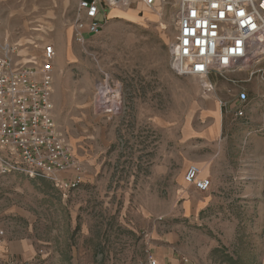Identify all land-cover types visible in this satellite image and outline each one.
<instances>
[{"label":"rangeland","instance_id":"374dc122","mask_svg":"<svg viewBox=\"0 0 264 264\" xmlns=\"http://www.w3.org/2000/svg\"><path fill=\"white\" fill-rule=\"evenodd\" d=\"M135 3L104 5L108 23L81 44L78 0H0V42L17 44L19 59L52 45L65 62L54 67V116L79 167L65 176L81 179L65 193L0 173V264H158L166 251L182 264H264V98L240 119L228 113L231 94L219 99L223 155L203 210L185 182L189 167L203 169V88L170 66L179 0ZM101 89L117 115L99 109Z\"/></svg>","mask_w":264,"mask_h":264},{"label":"built area","instance_id":"2783aa9c","mask_svg":"<svg viewBox=\"0 0 264 264\" xmlns=\"http://www.w3.org/2000/svg\"><path fill=\"white\" fill-rule=\"evenodd\" d=\"M154 8L160 0H78L73 25L77 42L101 32L113 8L132 7L133 2ZM104 14L105 22L99 21ZM0 18V26H1ZM177 35L170 66L179 77L197 78L205 93L215 90L210 76L233 82L230 75L251 71L264 80V0H179ZM19 46L0 42V173H20L31 179L50 181L65 193L81 179L69 180L77 170L74 155L59 131L54 116V61L56 51L45 45L40 57L19 59ZM247 102L248 95L239 96ZM98 106L107 115H117L116 96L100 90ZM238 117L245 116L241 108ZM66 175V176H65ZM185 182L200 193L212 182L202 170L191 166Z\"/></svg>","mask_w":264,"mask_h":264},{"label":"crops","instance_id":"0c3cea01","mask_svg":"<svg viewBox=\"0 0 264 264\" xmlns=\"http://www.w3.org/2000/svg\"><path fill=\"white\" fill-rule=\"evenodd\" d=\"M72 56H68L70 60ZM65 62L61 59L54 61V67L56 70H60L64 67ZM250 71L234 73L230 75L231 80L233 82L225 81L220 79L217 75L213 74L210 76V81L215 84V90L213 91L215 94L208 96L209 94L203 91V169L202 177L208 178L212 182L211 189L208 192H204L203 194V202H200V207L205 210L209 203L212 200L211 191L213 185H215V180L212 173V168L217 166L218 160L222 158L223 155V144H222V135H224V117L222 111H219L217 103L220 98L223 97L224 92L231 94L232 101L229 102V112L233 113L236 119H240L237 116V112L243 108L247 114V112H252L256 110L258 105V100L264 98L262 85L257 79L254 81H250ZM245 73V74H244ZM252 77V76H251ZM242 92H246L248 95L247 102H242L239 99V96ZM262 102V101H261ZM227 112V111H226ZM153 157V156H152ZM152 170L160 173V159L156 158L155 161L152 159ZM155 162V163H154ZM157 164V165H154ZM158 166V167H157ZM214 166V167H213ZM157 167V168H156ZM191 200H187V208H191L193 204L196 202V196H192ZM169 241H177L178 236L175 233L169 234L167 237ZM167 258H157L158 264H182L176 257V255L172 252L166 251Z\"/></svg>","mask_w":264,"mask_h":264}]
</instances>
